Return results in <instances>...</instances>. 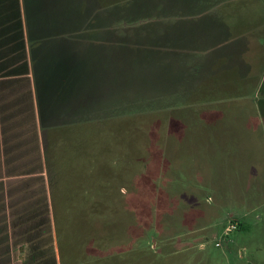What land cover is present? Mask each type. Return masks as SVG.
Returning <instances> with one entry per match:
<instances>
[{"label":"rangeland","instance_id":"obj_1","mask_svg":"<svg viewBox=\"0 0 264 264\" xmlns=\"http://www.w3.org/2000/svg\"><path fill=\"white\" fill-rule=\"evenodd\" d=\"M25 2L28 19L47 26L58 11L78 18L90 4ZM221 6L232 33L244 37L229 57L213 54L210 67L191 52H156L158 43L178 50L202 41L208 25L191 20L192 0H108L104 35L125 39L117 55L106 40L45 41L43 107L57 121L75 119L48 137L58 236L75 258L106 255L82 264H264V2ZM115 76L141 101L120 117L109 106ZM161 101L175 107L155 110ZM229 223L237 228L226 235Z\"/></svg>","mask_w":264,"mask_h":264},{"label":"crops","instance_id":"obj_2","mask_svg":"<svg viewBox=\"0 0 264 264\" xmlns=\"http://www.w3.org/2000/svg\"><path fill=\"white\" fill-rule=\"evenodd\" d=\"M28 20L25 0H0V264H59L36 84L48 31Z\"/></svg>","mask_w":264,"mask_h":264},{"label":"trees","instance_id":"obj_3","mask_svg":"<svg viewBox=\"0 0 264 264\" xmlns=\"http://www.w3.org/2000/svg\"><path fill=\"white\" fill-rule=\"evenodd\" d=\"M93 3L92 0H90V4H87L84 8L81 9L79 12V16L77 17V13L75 12L74 17L71 15H64L58 11V19L55 21H51L50 25L47 26V22L41 21L38 23H35L36 25H43V32L47 28L48 31V38L59 36L60 39L64 40L66 43H69L70 46L75 44L77 41L82 42H88L90 44L96 43V41H108L111 42V49L109 51L112 52V54L117 55L121 52L119 51L120 47H117L118 43H122V40H125L123 35L118 33L116 30H112L114 32V37L111 33L110 35H104V32L107 31V28L109 25L105 23V20L103 19V15L106 13V7L108 4V0H94ZM248 0H192V11L190 12L191 20L194 23H197L198 19H205L207 22L205 28V33L202 36V41L200 43L198 42H192L191 46L185 47V45H177V49L174 46L173 43H158L156 44V52L158 51V48L162 47L164 51L172 53L173 51H177L176 53H182L185 52H191L193 56L203 58V61H209V65L211 66V61L208 59L212 58L213 54L217 55H226L228 56V49L231 45L235 44L237 40H240L244 35H242L241 32L239 33H232L231 24L228 22V16L229 14L225 10V15L222 14V10L218 9V6H225L224 8H228L231 5H236L238 2L245 4V2ZM264 2V0H261ZM105 12V13H104ZM185 15H188L187 13ZM188 17V16H187ZM74 18L76 20H74ZM40 20V18L38 17ZM30 20V19H29ZM28 20V22H29ZM104 20V21H102ZM105 23V24H104ZM29 24V23H28ZM46 25V28L44 27ZM215 26V27H214ZM216 27L219 29L218 32H216ZM129 34V33H128ZM251 35V30L247 27L245 29V35ZM50 36V37H49ZM131 37V36H129ZM59 41L56 40V44L58 45ZM134 39V38H133ZM131 39L130 42L133 44H136L135 42L142 43L143 40L138 39L133 40ZM157 41V40H156ZM155 41V42H156ZM150 44L151 43H146ZM164 46V47H163ZM147 50V48H144ZM190 49V50H188ZM124 52V51H123ZM175 53V52H174ZM207 55V57H206ZM229 57V56H228ZM221 57L217 59V62L220 64ZM217 63V65H218ZM223 63H221L222 65ZM224 67V65H222ZM181 69L179 70V73L186 76L184 73V70L187 68L184 64L181 63ZM213 68V67H212ZM219 68V67H218ZM213 72V73H212ZM215 69H212V71H209L207 73V76L203 79L202 77V83L209 80L210 78L214 77L216 73ZM178 73V74H179ZM114 76V75H113ZM112 76V77H113ZM205 76V75H203ZM116 80L112 81L115 83L114 85V91L111 94V100H110V112L112 117H120L122 115H125L126 113H130L131 108L139 109L138 106H140L141 101L140 96H134L130 97L128 96V93L123 90V87H121V83L119 81V77L115 76ZM36 84L40 86V81L36 76ZM211 85V83H209ZM200 85V82L198 80V84H196L195 87H198ZM212 86V85H211ZM189 90V91H188ZM187 91H185L183 94L190 95L194 90L191 91V87L188 88ZM259 93L262 94L260 98L258 99V107L263 112L264 115V79L260 85ZM182 94V91H181ZM182 94V95H183ZM171 103V101H169ZM165 104H168L167 101H161L159 104L155 105V110L164 108ZM174 104V103H171ZM107 107V106H106ZM145 107H151V106H145ZM141 109H147L142 107ZM151 109V108H148ZM133 111V110H131ZM137 111V110H135ZM134 111V112H135ZM54 108L49 107L48 109H44L43 104L40 105V114H41V129H42V138H43V145H44V151H45V161H46V169H47V179L49 184V191H50V199H51V207L53 211V219H54V226H55V233H56V241H57V251H58V263L59 264H76V263H84L88 260L95 259V260H103L104 256L99 253H93L88 256L82 257V258H75L71 254V245L69 241L66 239V241H62L59 239L58 236V230H57V221H56V215H55V203L54 198L51 194V178L49 174L48 169V150H49V131L53 130L54 127L60 126V125H68V124H74L72 123L75 119H65L57 121L54 117ZM51 135V134H50ZM70 250V251H69Z\"/></svg>","mask_w":264,"mask_h":264},{"label":"built area","instance_id":"obj_4","mask_svg":"<svg viewBox=\"0 0 264 264\" xmlns=\"http://www.w3.org/2000/svg\"><path fill=\"white\" fill-rule=\"evenodd\" d=\"M236 228H237V224H236V223H229V224L225 227V229H224L225 234L227 235V234L230 233L231 231L236 230ZM218 244H219V243H218Z\"/></svg>","mask_w":264,"mask_h":264}]
</instances>
